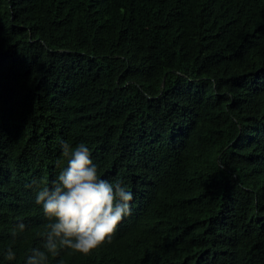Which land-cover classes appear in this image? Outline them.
<instances>
[{
    "label": "trees",
    "instance_id": "trees-1",
    "mask_svg": "<svg viewBox=\"0 0 264 264\" xmlns=\"http://www.w3.org/2000/svg\"><path fill=\"white\" fill-rule=\"evenodd\" d=\"M61 141L134 199L52 264H264V0H0V261Z\"/></svg>",
    "mask_w": 264,
    "mask_h": 264
},
{
    "label": "clouds",
    "instance_id": "clouds-1",
    "mask_svg": "<svg viewBox=\"0 0 264 264\" xmlns=\"http://www.w3.org/2000/svg\"><path fill=\"white\" fill-rule=\"evenodd\" d=\"M66 162L51 182H33V198L45 223L39 245L27 250L23 264H52L63 251L87 254L116 230L132 208L134 193L120 180L104 179L85 142L61 141ZM26 230L20 223L15 237ZM15 249L3 252V261L14 262ZM0 261V264H3Z\"/></svg>",
    "mask_w": 264,
    "mask_h": 264
}]
</instances>
